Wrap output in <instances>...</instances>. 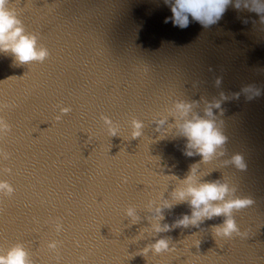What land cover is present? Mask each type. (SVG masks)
Instances as JSON below:
<instances>
[{
    "label": "water",
    "instance_id": "water-1",
    "mask_svg": "<svg viewBox=\"0 0 264 264\" xmlns=\"http://www.w3.org/2000/svg\"><path fill=\"white\" fill-rule=\"evenodd\" d=\"M234 3L181 29L164 0H9L49 56L16 66L0 52V181L14 188L0 191V255L22 243L33 264H264V24ZM178 99L201 114L222 100L226 152L197 176L252 197L233 212L244 235L216 236L224 217L176 224L191 209L172 191L202 161L172 127ZM236 153L246 169L225 163Z\"/></svg>",
    "mask_w": 264,
    "mask_h": 264
},
{
    "label": "clouds",
    "instance_id": "clouds-1",
    "mask_svg": "<svg viewBox=\"0 0 264 264\" xmlns=\"http://www.w3.org/2000/svg\"><path fill=\"white\" fill-rule=\"evenodd\" d=\"M233 0H164V4L170 7L172 15L165 18V23L171 21L174 26L181 29L187 28L190 24L189 17L200 23L204 28L216 24L225 13L227 7ZM9 0H0V52H11L16 66L25 65L34 61L43 62L49 52L46 48L37 47V37L33 33L26 31L23 21L16 14L15 10L8 6ZM234 7L238 11L248 10L260 16L261 24H264V0H235ZM221 77L216 80L217 86L221 82ZM254 90V95H259V89H252L251 86L245 91ZM239 95V94H235ZM226 99L224 94H221ZM199 101L178 99L174 104L172 114V127L175 128L180 137L185 138L184 154L188 157L199 155L202 161L193 164L187 175L182 179L181 184L174 188L172 196L177 203H186L191 213L183 214L182 218L176 221L178 226L188 227L189 225L198 226L205 219L211 220L214 217H224L221 224L214 226L216 236L231 238L233 234L244 235L241 232L234 211H238L254 204L250 196L236 195L237 188L230 185L229 181L223 180H202L197 176L200 163H207L217 155L224 156L228 136L222 128V122L216 118L213 109H220L221 99L206 101L203 114L194 110V106ZM7 107V105H4ZM67 112L68 109H63ZM107 119V118H106ZM2 122V120H0ZM167 119L157 122L159 126L167 123ZM132 138L136 139L142 135L143 121L134 119L132 121ZM5 128L9 126L4 124ZM117 130L111 129V134L116 135ZM226 164H234L238 169H246L247 164L244 156L236 153L231 156ZM0 191L7 194L14 192L13 186L7 181H0ZM231 194V197L229 198ZM166 207H172L171 203L166 202ZM161 211V209H157ZM133 212L130 209L129 215ZM170 225L165 224L155 226L157 232L168 231ZM54 246V245H50ZM149 248L155 249L157 253L169 249V240L161 237ZM148 251V248L144 250ZM0 264H33L29 258L28 250L22 243L12 245L3 255H0Z\"/></svg>",
    "mask_w": 264,
    "mask_h": 264
}]
</instances>
